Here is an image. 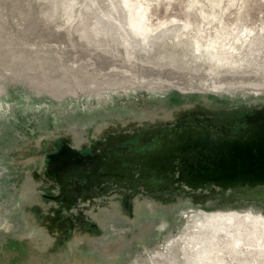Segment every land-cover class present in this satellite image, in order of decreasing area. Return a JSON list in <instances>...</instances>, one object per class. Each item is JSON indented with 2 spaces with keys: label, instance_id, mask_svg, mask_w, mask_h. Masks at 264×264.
<instances>
[{
  "label": "rangeland",
  "instance_id": "rangeland-1",
  "mask_svg": "<svg viewBox=\"0 0 264 264\" xmlns=\"http://www.w3.org/2000/svg\"><path fill=\"white\" fill-rule=\"evenodd\" d=\"M141 1L148 39L124 0H0V264H264V183L144 171L264 124V0Z\"/></svg>",
  "mask_w": 264,
  "mask_h": 264
},
{
  "label": "bare ground",
  "instance_id": "bare-ground-1",
  "mask_svg": "<svg viewBox=\"0 0 264 264\" xmlns=\"http://www.w3.org/2000/svg\"><path fill=\"white\" fill-rule=\"evenodd\" d=\"M136 2L139 6L136 5V9H133V5L135 6L134 0H124L125 7H128L131 11V13L129 11L131 15L129 24L133 30L139 33L138 35L147 38V34L153 30V27L149 23L151 20L147 14L148 7L141 0H136ZM204 16L206 17L207 14H204ZM197 132L195 129H190L185 131L183 136L179 134L175 141L169 142L166 140L164 145H160L159 148L157 147L158 149L150 154L148 160L144 161L145 173L149 174L156 169L159 174H163L168 164L173 161L177 154L194 149L197 156L195 159L193 157L184 160V174L195 185L205 184L206 182L211 183L210 180H213L215 183L225 184L226 186L233 185L247 181L248 179L244 176L253 169L264 170V124L254 126L246 142L215 137L207 129L200 131L199 134ZM206 134L211 135L208 136ZM259 152L262 154L260 155ZM118 162L119 160H114L112 165L116 166ZM110 170L108 169L107 171L108 175L112 174ZM118 172H114V174L117 177H122ZM233 172L234 175L231 174ZM230 219H233V217H230ZM240 237L241 233L239 232L235 236L234 244L239 243Z\"/></svg>",
  "mask_w": 264,
  "mask_h": 264
},
{
  "label": "water",
  "instance_id": "water-1",
  "mask_svg": "<svg viewBox=\"0 0 264 264\" xmlns=\"http://www.w3.org/2000/svg\"><path fill=\"white\" fill-rule=\"evenodd\" d=\"M251 131H252V129H250L247 132V134L240 135V136H220V135L214 134L213 132H211V134L214 135L215 137L218 136V137L226 139V140H239V141H242V142H246L248 140V138L250 137ZM197 133L199 134V132H197ZM180 134L183 136L185 134V132L184 133L181 132ZM211 134H206V135L209 136ZM178 136L179 135H177L176 138ZM176 138H175V140H176ZM253 145H252V147H254ZM259 154L261 155L262 153L259 152ZM196 156H197V154H196V150L195 149L194 150H187L184 153L177 154L175 156V158L173 159V161L168 164V166H173L174 161H176L178 159L179 163H180V167H181L180 170H181L182 180L184 179L185 183L188 186L192 187V188H195L194 186H196V187H198L197 189H200V188L204 187L206 184H216V185H218L220 187H226L227 188L229 186H238V185H259V184L262 185L264 183V170L261 171L260 169H253V170L249 171V173L247 175L244 176L248 180L244 181L242 183H235L233 185L226 186L225 184L215 183L213 180H210L211 183L206 182L205 184L195 185V184L192 183V180L186 174H184V171H185L184 170V163H185L184 160L185 159H190V158H193V157L195 159ZM231 174L234 175V172L231 173ZM190 175H192V174H190ZM115 177H117V176H115ZM147 177H148V175H147ZM147 179H148V181H150L149 178H147ZM147 183H149V182H147Z\"/></svg>",
  "mask_w": 264,
  "mask_h": 264
}]
</instances>
